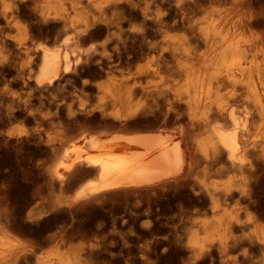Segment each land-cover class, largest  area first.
I'll return each instance as SVG.
<instances>
[{"label":"bare ground","instance_id":"bare-ground-1","mask_svg":"<svg viewBox=\"0 0 264 264\" xmlns=\"http://www.w3.org/2000/svg\"><path fill=\"white\" fill-rule=\"evenodd\" d=\"M255 1L261 0H0L2 125L21 116L26 121L41 118L51 123L56 116L60 120L56 124L67 121L66 130L71 125L75 127L73 123L80 117L99 118L109 125L99 132L93 131L94 128L83 131L81 126L85 124L80 126V122L78 126L83 132L78 134L81 129L76 127L79 130L74 133L79 137L73 133L75 141L68 136L72 132L67 133L72 140L67 145L65 123L63 129L62 124H57L61 129L58 131L60 141L50 139L45 144L49 162L46 164L44 159L46 152L45 156H39L45 160V164L39 165V176L46 179V186H42L49 190L45 199L50 204L43 200L40 204L38 198L30 208L23 205L18 214L13 213L16 208H9L11 212L4 210L7 203L6 207L3 204V211L0 207V264H253L254 249L263 252H259L262 255L259 260L257 253L254 263L258 260L257 264H264V27L260 29L264 26V10L261 8L263 12L257 13L252 7ZM206 2L215 6L205 10ZM197 9L203 12L202 17L199 15L195 20L193 12ZM177 28L183 32L176 33ZM45 34L51 37L43 38ZM104 34L107 39L88 42ZM70 88V92L74 91L72 100L77 101L65 106L68 99L58 98V92L70 93ZM73 102H77L76 107ZM46 106H53L56 111L41 114L42 109L47 110ZM43 122L41 124L46 125ZM90 123L93 127L92 121ZM22 130L8 127L3 137L0 135L5 141H0H4L3 145L6 142L19 147L29 143L27 131L24 135ZM52 131L49 136H53ZM37 132L33 137L40 135ZM21 158L23 160V155L16 158L18 163ZM27 173L29 175V171ZM78 174L89 178L83 176L85 181L77 184V190L74 192L76 186L74 190L71 186L74 193L65 195L69 180H79ZM182 187L192 193L186 205L178 204L175 211L167 214L162 210L163 213H156L157 217L148 216L146 223L137 226L135 237L149 236L147 245L143 241L149 248L131 260L125 258L124 262L115 252V255L107 253L112 250L107 248L109 239L111 242L118 235L126 236L124 225L125 229H121L125 234L119 233L120 228L117 233L113 229L104 240L99 238V228L100 231L94 228L99 236L91 228L92 234L103 240L93 243L94 236L91 235L92 240L86 237L92 241L91 245H86L84 233L85 242L77 241L79 235L70 233L71 228L70 232L67 228L62 231L60 225L61 231L55 232L58 228L55 227L54 233L46 231L44 235L40 229L38 232V225L34 227L46 221L44 218L52 211L55 213L54 210L59 211L64 206L92 200L98 203L103 197L106 202L105 196L122 193L127 198L128 193L136 194L138 199L139 195L145 199L146 194H155L156 199L167 194L165 190L177 189L179 193ZM156 193L161 196L156 197ZM118 200L120 202V198ZM149 200L151 207V198ZM101 204L96 207L100 208ZM137 207L134 206L136 210ZM67 210L65 208V212ZM96 216L99 217L98 213ZM53 219L56 218L53 216ZM48 225L44 227L49 229ZM31 229L36 232L33 238L27 237ZM127 248L124 249L127 251ZM168 250L178 251L180 261L175 260L176 253ZM127 253L121 255L127 256ZM129 256L133 257L132 252Z\"/></svg>","mask_w":264,"mask_h":264},{"label":"rangeland","instance_id":"rangeland-1","mask_svg":"<svg viewBox=\"0 0 264 264\" xmlns=\"http://www.w3.org/2000/svg\"><path fill=\"white\" fill-rule=\"evenodd\" d=\"M255 2L257 3V4H255ZM253 4H252V7H253V9L254 10H256V12L257 13H260V12H263V10H264V8H263V6H264V0H261V1H255ZM262 2V3H261ZM209 2H206V4L205 5H208V6H204V8L205 7H207V8H205V10H207V9H210V8H212V7H214L215 5H211V3L210 4H208ZM261 6H260V5ZM263 4V5H262ZM230 6L229 4H224L223 6ZM222 6V5H221ZM256 6V7H255ZM259 6V7H258ZM259 8V10H258V8ZM261 8L263 9V10H261ZM199 10V11H198ZM261 10V11H260ZM196 11V12H195ZM194 12H193V14H194V19L196 20V19H199L200 17H202V12H203V10L201 11L200 9H197V10H195ZM201 12V13H200ZM195 13L197 14V16L195 15ZM200 13V14H199ZM199 15H201L200 17H199ZM140 22L138 21L137 22V24H139ZM257 26L259 27V25H256V28H257ZM261 27V28H260ZM259 28L262 30L263 29V27L264 26H260ZM183 29H181V28H177V32L176 33H181V32H183L182 31ZM257 31H260L259 29H256ZM43 38H46V37H51V35H48V34H45V35H43L42 36ZM97 37L98 36H96V39H94L95 37H92V39H89V41L88 42H92V40H94L93 41V43H96V41L98 42V41H103V40H105V39H107L108 38V36H107V34H104V35H100V37H98V39H100V40H97ZM106 37V38H105ZM159 37V36H158ZM105 38V39H104ZM96 40V41H95ZM71 89V88H70ZM68 90V92H70V91H72V89L71 90ZM67 92V90L64 92V91H59L58 92V98H63L64 99V97H65V100L67 101V99H68V101L64 104L65 106H67V103H70L71 101H77V99L75 98L74 100H72L73 99V94H74V91L73 92H70V93H66ZM60 93V94H59ZM62 93V94H61ZM63 93H64V95H63ZM71 94V95H70ZM59 95H61V96H59ZM70 95V96H69ZM68 98H67V97ZM72 96V97H71ZM69 97H70V99H69ZM73 105H74V107H76V105H77V102H73L72 103ZM45 109H47V110H44V109H42V112H40L41 114H45V113H50V114H53L55 111H56V109H55V107H53V106H49V107H44ZM50 108H52L51 110H50ZM53 108H54V110H53ZM44 110V111H43ZM51 111V112H50ZM55 118H56V116H55ZM54 118V122H48L47 120H45L44 122H43V120L41 119V118H39V120L40 121H42L43 123H46V125H42L41 123L42 122H40L39 123V120H37V121H33V120H30L29 121V119H27V121H26V119H24V118H22V116L21 117H19V118H17L18 120H13V121H7V122H3V125H2V122L0 121V124L3 126V127H0L1 129V131H2V133H1V131H0V135H2L3 134V132H4V130L6 131L7 129H8V127H9V129H11V128H15V127H17V128H19L20 130H22V129H24V135H25V130L27 131L26 132V135H27V137H29V143H28V141L26 142V144L25 145H23V146H16L14 143H13V146L12 145H10V143H6L5 142V144L4 145H6L5 147H2V145H3V142L5 141V139L4 138H2L1 139V137H3V135L0 137V140L2 141L3 139H4V141L3 142H1L0 141V143H2V145H0V202L2 203H0V205H2V206H0L1 207V210L2 209H4L5 207H6V205H7V208H5L4 210H7V211H9L11 208L13 209V208H16V209H18V210H16V209H14L13 210V213H19L21 210H22V208H24L25 206L27 207V208H30V207H32L33 206V204H34V202H38L37 200H39V203L41 204L42 202V200H43V202L45 201V203H47V202H49L48 204H50V201H48V199H45V195L49 192V190L47 191V189H46V187H43L44 186V184L46 183V179H44V177H42L41 178V176H39L41 173H40V171H39V165H42V163L45 161V160H47V161H45L46 162V164L49 162V158H50V154H49V152H48V150H47V147H46V143H48V140H52V141H54V142H59L60 141V137H58L59 136V133H58V131H61V129H58V128H60V127H58L57 126V124L59 125L60 123H57L56 124V121L58 122H60V120H58V118H56L55 119ZM22 119V120H21ZM80 119L82 120L83 118L82 117H80L78 120L79 121H75L73 124H76V126L74 127V125H71V127H70V129H67L66 130V123H67V121H64V122H62L61 124L63 125V123H65L64 125H65V128H64V125L63 126H61V128L64 130V134L66 135V144L68 145V143L70 144L71 142H72V140L73 141H75L76 140V138L75 137H79V135L78 136H76L77 134H75L74 132L75 131H78L79 130V128L81 129V130H79L78 132H80V133H78V132H76V133H78V134H81L83 131H86L88 128H90V129H93V131L95 130L96 132H99V131H102V129L103 130H106L107 129V127H109V125L108 126H106V123L102 120V119H99V118H97L96 120L94 119V120H85V119H83L82 121H80ZM21 120V121H20ZM24 123H23V122ZM32 121H33V123H32ZM83 121H87V123H82ZM92 121V124H94L93 125V127H91L90 126V122ZM95 121V122H94ZM98 121V122H97ZM9 122V123H8ZM11 122V123H10ZM77 122V123H76ZM81 122V124H80V126L81 125H84L85 124V126H88V123H89V126L88 127H83V126H81L82 128H83V131H82V128L81 127H79L78 126V124ZM97 122V123H96ZM102 122V123H101ZM39 123V124H38ZM48 123V124H47ZM49 123H51V124H49ZM100 123V124H99ZM105 123V124H104ZM4 124H6V126L4 125ZM41 124V125H40ZM54 124V125H53ZM60 124V125H61ZM97 124H98V128L96 127L97 126ZM101 124H104V125H101ZM38 125V126H37ZM53 125V126H52ZM56 125V126H55ZM50 126H52L53 127V129H52V127H50ZM100 126V127H99ZM21 127H22V129H21ZM45 127L47 128V130L45 129ZM75 128V129H73V130H71L72 128ZM76 127H79L78 129L76 128ZM96 127V128H95ZM35 128H37V129H35ZM41 128V129H40ZM67 128H69V127H67ZM87 128V129H86ZM101 128V130H98V129H100ZM104 128H106V129H104ZM40 129V130H39ZM47 132H45L44 130ZM48 129H50V130H48ZM55 130L54 132L52 131V130ZM56 129H57V131H56ZM90 129H88V130H90ZM32 130H34L33 131V133H31L30 134V132H32ZM36 130H38V132H37V134H40V132L39 131H41V130H43V131H41V134L40 135H36V136H34L33 137V135L34 134H36ZM23 131V130H22ZM28 131H30V132H28ZM50 131H52L51 132V134H53V136L51 135V136H49L50 135ZM65 131H66V133H65ZM82 131V132H81ZM91 131V130H90ZM72 132V134H70V135H72V136H70V135H68L67 133H71ZM44 133V134H43ZM57 133V134H56ZM75 135H74V134ZM29 135V136H28ZM30 135H32V137L30 138ZM67 135L72 139H70L69 137H67ZM73 135L75 136L74 138H72L73 137ZM40 136V137H39ZM43 139H42V138ZM49 137V138H48ZM52 137V138H51ZM60 138V139H59ZM31 139H32V141H31ZM37 139H39V140H37ZM53 139H55V140H53ZM78 139V138H77ZM38 142H37V141ZM47 140V141H46ZM68 140V141H67ZM71 142H70V141ZM33 141H35V142H33ZM51 141V142H52ZM63 141H65L64 140V138H63ZM31 142V143H30ZM32 142H33V144H32ZM41 142V143H40ZM28 143V144H27ZM40 143V144H39ZM45 146H44V145ZM3 145V146H4ZM34 145V146H33ZM39 147H38V146ZM42 145V146H41ZM9 146H10V148H13V149H10L9 148ZM14 146H16L15 148H14ZM40 146H41V148H43V150H41V152L42 151H44V152H40ZM19 147V148H18ZM23 147V148H22ZM26 147V148H25ZM31 147H33V148H31ZM8 148V149H7ZM16 148H17V150H16ZM21 148V149H20ZM6 149L8 150V151H6ZM20 149V150H19ZM62 149V148H61ZM63 149H64V147H63ZM62 149V150H63ZM10 150V151H9ZM11 150H12V152H11ZM19 150V152L17 153V151ZM38 150V151H37ZM8 154H6V153ZM20 152L22 153V154H20ZM40 152V153H39ZM45 152H46V154H48L46 157L48 158V156H49V158L47 159V158H45L44 157V159L43 158H40V157H43V156H45L46 154H45ZM48 152V153H47ZM17 153V154H16ZM29 154V155H28ZM34 154V155H33ZM45 154V155H44ZM11 155V156H10ZM14 155V156H13ZM20 155V156H19ZM22 155H23V160H22V158H21V160H20V163H18L19 162V159H20V157H22ZM27 155V156H26ZM31 155V156H30ZM37 155V156H36ZM41 155H43V156H41ZM25 156V157H24ZM37 157V160H36V157ZM40 156V157H39ZM7 157V158H6ZM10 157V158H9ZM18 158L19 157V159H17L16 160V158ZM28 159H27V158ZM40 158V159H39ZM8 159V160H7ZM25 159V160H24ZM37 161H35V160ZM41 159H43V161L41 160ZM29 160V161H28ZM11 163H9V162ZM17 161V162H16ZM25 163H24V162ZM28 161V162H27ZM30 162V163H29ZM33 162V163H32ZM40 162V163H39ZM45 162H44V164H45ZM6 163V164H5ZM7 163H9V164H7ZM30 164V166H29V164ZM3 164V165H2ZM13 164V165H12ZM19 164V165H18ZM25 165V166H23V165ZM27 164V165H26ZM12 165V166H11ZM32 165V166H31ZM35 165V166H34ZM21 166V167H20ZM23 166V167H22ZM3 167V168H2ZM25 167V168H24ZM31 167V168H30ZM37 167V170L35 169ZM27 168V169H26ZM29 169H31V171L29 170ZM32 169H34V170H32ZM29 171V175L31 176V178H30V176L28 175V173H27V171ZM36 171H39V172H36ZM31 172V173H30ZM36 172V173H35ZM35 176H34V175ZM80 174H78V177H79V180H78V178H75V177H72V178H75V179H70L69 180V182H70V184H69V182H68V188L70 189V192L68 191V188H66L65 190H67L66 192H67V194H65L66 192H64V194L65 195H68V196H70V193H74L77 189V186H79V185H77L79 182L80 183H82L83 182V180L85 181V179L84 178H89V176H87L86 174L85 175H80L81 176V178H80V176H79ZM35 178H34V177ZM39 176V177H38ZM83 176H84V178H83ZM86 176V177H85ZM34 179H33V178ZM37 177V178H36ZM86 178V179H87ZM77 179V180H76ZM74 180H76V181H74ZM81 180V181H80ZM72 181V182H71ZM74 181V182H73ZM78 181V182H77ZM38 182V183H37ZM40 182H42L41 183V186H42V184H43V186L41 187L40 185H39V187L37 188V186H38V184L40 183ZM77 182V183H76ZM79 183V184H80ZM45 186H46V184H45ZM71 186H72V188H73V190H74V186H76L75 187V190H74V192H73V190H72V188H71ZM39 188H42V189H40L42 192L44 191L45 192V189H46V191L47 192H45L44 194L42 193V195L41 194H39L41 191L39 190ZM45 188V189H44ZM188 188H189V186H188ZM188 188H186V187H182L180 190H179V193H178V191H177V189H170V190H165V191H167V194H166V192L165 191H163V192H165V193H163V192H159V193H163L162 194V196H161V194L159 195L158 193H156V197L157 196H161V197H157L156 199L154 198V196H155V194H151V195H149V194H146V198L144 199L143 197V195H139V199L137 198V196H136V194H133V195H129V194H131V193H128V198H131V196H132V198L129 200L126 196H124L123 194L124 193H122L121 195H123L122 197H121V195H117V194H112V196H110V195H108V196H105L106 198H105V201L106 202H104L103 200V198H101L99 201H101V203H102V201L104 202V204L102 205L99 201H98V203H97V201L96 200H92V202L91 201H86V202H81L79 205L78 204H75V205H73L74 206V208H73V206H64L65 208H67L68 210L65 212V208L63 209H59V211L58 210H54L55 211V213L56 214H58V215H56L53 211L50 213V215L52 214V216H51V218H50V215H48L47 216V218L45 217L44 219H46V221H44L43 220V223L41 224V223H39V224H35L34 225V227H36L37 225V227H38V232H39V229H40V232L42 233V234H44L45 235V233L47 234V232L49 233V234H51V232L52 233H54V229H55V227H58V228H56L55 229V232H57L58 230H59V226H60V228H61V230L62 231H66V228H67V232H70L69 230H70V228H71V232L70 233H74V234H76V235H79V237H77V241H80V240H82L83 239V233H84V238L87 240L86 242L84 241L85 239H83V241L86 243V245L88 244H90L91 245V243H92V241H94L93 243H96V242H98L97 240H99L98 239V236H99V234H100V236H99V238H102L103 240L105 239V237L106 236H108L107 234H111V232H113V229H114V231H116V230H118L117 228H120V230H118L119 231V233L120 232H122V231H124V230H122V229H125L126 228V230L124 231L125 233H126V236H124L123 235V237H121L122 235H118L117 236V238L116 239H114L113 241H112V239H111V242H109L110 241V239L108 240V243L110 244H108V250H111V251H109V252H107L108 250H107V248H106V250L104 251V249L105 248H102L103 249V251L104 252H107L109 255H111L110 254V252L111 253H113V252H115L116 253V256L117 257H122L121 259H122V261L124 262L126 259H132V258H135V257H138L139 255H140V253H142V252H145L146 251V249H148L149 247H145V245H147V243H148V241H149V236H147V237H139V236H137V237H135L136 236V234H135V231L137 230V226L139 227V226H142L144 223H146L148 220H149V218L150 219H152V218H155V217H157V216H155L156 215V213L158 214H160V213H163L164 211H165V213L167 212V213H169L168 211H175V209L177 208V206H178V204H184L185 203V205H186V203H187V200H189L190 198H191V196H192V193H191V191L189 192L188 190H190V188L188 189ZM37 189V190H36ZM44 189V190H43ZM186 189H188L187 190V192H185L186 191ZM39 190V191H38ZM177 191V193L179 194V196H177L178 194L176 193V191H175V193H173L172 191ZM36 191H38V192H36ZM72 191V192H71ZM183 191V192H182ZM69 192V193H68ZM170 192V193H169ZM173 194H172V193ZM181 193L185 196V199L184 198H182L183 197V195H181ZM186 193H188V194H186ZM36 195V196H33V195ZM119 194V193H118ZM126 194V193H125ZM169 194L172 196V198H169V197H171V196H169ZM174 194H175V199L173 198L174 197ZM190 194H191V196H190ZM127 195V194H126ZM145 195V194H144ZM153 195V196H152ZM163 195H164V197H163ZM190 197H189V196ZM41 196H42V198H44V199H42L41 198ZM110 196V197H109ZM113 196H115V198L114 199H111V198H113ZM117 196H118V198H117ZM130 196V197H129ZM142 196V198H140ZM147 196H148V200H146L147 199ZM33 197V198H32ZM165 198V200L163 199V198ZM177 197V198H176ZM187 197V198H186ZM189 197V198H188ZM32 198V199H31ZM35 198V199H34ZM39 198V199H38ZM110 200H109V199ZM120 198V202H119V199ZM121 198H123L122 200H121ZM127 198V200H129V202H126L124 199H126ZM151 198V203H152V205H151V207H150V199ZM162 198V199H161ZM178 198H180V199H182V200H179ZM135 199V200H134ZM139 200V202H137L138 200ZM140 199H142L141 200V202H140ZM145 201H144V200ZM159 199V200H158ZM169 199V200H168ZM177 199V200H176ZM187 199V200H186ZM32 200V201H31ZM111 200H112V202H111ZM116 200V201H115ZM118 200V201H117ZM132 200V201H131ZM134 200V201H133ZM137 200V201H136ZM168 200V201H167ZM185 202H184V201ZM4 203H3V202ZM28 201V202H27ZM109 201H110V203H109ZM131 201V202H130ZM135 201H136V204H133L132 205V202H134L135 203ZM153 201V202H152ZM159 201V202H158ZM161 201H163V202H161ZM166 201V202H165ZM176 201V202H175ZM178 201V202H177ZM183 201V202H182ZM29 202H31V203H29ZM114 202V203H113ZM119 202V203H118ZM143 202H146V203H144V205L142 204ZM155 202H157V203H155ZM165 202V203H164ZM174 204H173V203ZM180 202V203H179ZM7 203V204H6ZM83 203V204H82ZM91 203H92V205H93V207H92V205H91ZM101 204V207L99 208V207H96V205L97 206H100V204ZM106 203H109V204H106ZM118 203V204H117ZM125 203H127L126 205L127 206H129L128 208H127V206L125 205ZM128 203H130V204H128ZM138 203V204H137ZM148 203V204H147ZM155 203V204H154ZM159 203V204H158ZM161 203V204H160ZM162 203H163V206H168L169 204L171 205V206H168V207H163L162 206ZM169 203V204H168ZM172 203V204H171ZM3 204H4V208H3ZM19 204V205H18ZM26 204V205H25ZM87 204L89 205V208H90V212H88L89 211V208H88V206H87ZM113 204V205H112ZM117 204V205H116ZM125 206V207H123V208H125V210L122 208V206ZM139 204H142V205H139ZM145 204L147 205L146 207H145ZM156 204L158 205V206H156ZM15 205H18V206H15ZM22 207H21V206ZM23 205H25V206H23ZM77 205V207L78 208H75V206ZM106 205H108V206H106ZM110 205V206H109ZM111 205H112V207H114L115 209H117V208H119L121 211H124V212H121V211H119V210H115L114 208H112L111 207ZM120 207H119V206ZM175 205V206H174ZM177 205V206H176ZM12 206V207H11ZM13 206H15V207H13ZM20 206V207H19ZM82 206H86L85 208L84 207H82ZM106 206V208H104ZM134 206L135 207H140L141 209H139L138 207H137V210H136V208H134ZM152 206H155V208L154 207H152ZM18 207V208H17ZM79 207H82L81 208V210H82V212H80L81 210H80V208ZM104 209H103V208ZM117 207V208H116ZM130 207H132L131 209H130V211H129V208ZM145 207V208H144ZM164 209H163V208ZM176 207V208H175ZM10 208V209H9ZM21 208V209H20ZM91 208H93V209H91ZM154 212L155 210H156V212H154V213H152V211L150 210V209ZM157 208H158V210H157ZM159 208H161V209H159ZM173 208V209H172ZM20 209V210H19ZM70 209H72V210H70ZM78 209V210H77ZM85 209L87 210V211H85ZM100 209H102V211L100 210ZM110 210V213H109V211L108 210ZM111 209H113L114 211H116V212H118V213H116V212H112L113 210H111ZM145 209V210H144ZM62 210H64V212L67 214V216H66V214H63V211L61 212ZM80 210V211H79ZM94 210L98 213V216L99 217H97L96 215H97V213H95L94 212ZM107 210V211H106ZM134 210V211H133ZM140 210H141V212H140ZM148 210H150V212H148ZM162 210H164V211H162ZM3 211V210H2ZM12 210H10L9 212H11ZM19 211V212H18ZM74 211V212H73ZM104 211H106L107 213L106 214H104L105 212ZM132 211V212H131ZM136 211H137V213H136ZM144 211V212H143ZM146 211V212H145ZM61 213V215H60V213ZM73 214H72V213ZM79 212V213H78ZM87 212V213H86ZM112 212V213H111ZM130 212V213H129ZM148 212V213H147ZM74 213H75V215L78 213V216L76 215H74ZM80 213H81V215H80ZM88 213L89 214H91V215H88ZM93 213V214H92ZM116 213V214H115ZM120 213H122V214H120ZM125 213H127V214H125ZM134 213V214H133ZM140 217H137L136 216V214ZM144 213H146V214H144ZM166 213V214H167ZM57 216H55V215ZM70 214H72V215H70ZM84 214H86V215H88L89 217L90 216H93V217H90V219H89V217H86V215L85 216H83ZM103 214V215H102ZM111 214H113V215H111ZM122 215V216H120V215ZM124 214V215H123ZM133 214V215H132ZM150 214H151V216H150ZM70 215V216H69ZM128 215V216H127ZM130 215H132V216H130ZM53 216H54V218H56L55 220L57 221H55L54 219H53ZM61 218H60V217ZM73 216V217H72ZM80 216V217H79ZM82 216V217H81ZM100 216H102V217H100ZM115 216H117V217H115ZM118 216H120V217H118ZM130 216V217H129ZM136 218H135V217ZM143 216V217H142ZM148 216H149V218H148ZM154 216V217H153ZM64 217V218H63ZM68 217H69V219H68ZM77 217V218H76ZM110 219H109V218ZM111 217H113V218H111ZM123 217V218H122ZM125 217V218H124ZM133 222L134 220V222L136 223V225H135V223L133 222V223H131V224H129L130 223V220L128 219V218ZM132 217V218H131ZM146 217V219H144ZM63 218V219H62ZM71 218V219H70ZM75 218L76 219H78L77 221L75 220ZM79 218H81V219H79ZM86 218V219H85ZM88 218V219H87ZM94 218H96V219H94ZM99 218V219H98ZM100 218H101V220H100ZM106 218H108V219H106ZM115 218V219H114ZM135 218V219H134ZM52 219V220H51ZM57 219H59V220H57ZM61 219V220H60ZM68 219V220H70V221H66V220ZM74 219V220H73ZM84 219H85V221H84ZM98 219V220H97ZM114 219V220H113ZM118 219V220H117ZM122 219V220H121ZM129 221H128V220ZM133 219V220H132ZM142 219H143V222H142ZM65 220V221H64ZM90 220H93V222H90ZM94 220H95V222H94ZM100 221V222H97V221ZM108 221V223H107V221ZM111 220H113L114 221V223H113V221H111ZM124 220H126L125 222L127 223V226H129V225H132V224H134V226L132 227H127L126 226V223L125 222H123ZM137 220H139V221H137ZM48 221H50V224L48 225ZM53 221H55V222H53ZM65 223H64V222ZM72 221V222H71ZM81 221V223H79ZM82 221H84V223H82ZM104 221V222H103ZM139 222V223H137V222ZM40 222H42V221H40ZM62 222H63V224H65V225H62ZM74 222H76V223H74ZM109 222H112L111 224H109ZM117 222V223H116ZM129 222V223H128ZM58 223V224H57ZM68 223H70V224H68ZM74 225H73V224ZM79 223V224H78ZM89 224V225H87V224ZM91 223V224H90ZM93 223H95V224H93ZM103 224V225H101V224ZM76 224H78V225H76ZM85 224H86V227H85ZM98 224H100V227H98L99 225ZM106 224V225H105ZM108 224H109V226H108ZM138 224V225H137ZM140 224V225H139ZM44 225H48L49 226V229L48 228H46V227H44ZM53 225V226H52ZM55 225V226H54ZM69 225H71V226H69ZM84 227H83V226ZM94 225V227H92ZM116 225H118L119 227H117ZM122 225H124L125 226V228H124V226H122ZM43 226V227H42ZM63 226H64V228H63ZM66 226V227H65ZM68 226V227H67ZM75 226V227H74ZM76 226H78V227H76ZM80 226V227H79ZM90 226V227H89ZM103 227V229H102V227ZM110 226H112V227H110ZM115 226V227H114ZM74 227V231H73V228ZM82 227V228H81ZM89 227V229H87ZM97 229H96V228ZM123 227V228H122ZM16 228H17V226H16ZM45 228V229H44ZM51 228V229H50ZM77 228H78V230H77ZM94 230V228H95V230L96 231H100V232H96L95 230V234H97V235H95V234H92V233H94V231L92 230V229ZM98 228L100 229V230H98ZM122 228V229H121ZM64 229V230H63ZM80 229V230H79ZM85 230V232L83 231L82 232V230ZM128 229H130V230H128ZM33 230V231H32ZM57 230V231H56ZM61 230H59V231H61ZM103 230H105V231H103ZM109 232H108V231ZM111 230V231H110ZM134 230V231H133ZM25 231V230H24ZM23 231V233L21 232V231H19V232H21L23 235H27V237H30V236H35L36 234V232H34L35 230L34 229H31V232L30 231H27V232H24ZM45 231V232H44ZM47 231V232H46ZM89 231V232H88ZM92 231V232H91ZM118 231H116V232H114V233H117ZM133 232V235H132V232ZM33 232V233H32ZM39 232V233H40ZM79 233V234H77V233ZM87 232V233H86ZM108 232V233H107ZM124 232H122V234H125ZM127 232H129V233H127ZM27 233V234H26ZM81 233V234H80ZM104 235H103V234ZM35 234V235H34ZM86 234H88V235H86ZM101 234L103 235L102 237H101ZM43 235V236H44ZM82 237H81V236ZM94 236V237H92V236ZM106 235V236H105ZM127 235H130V236H127ZM33 236L31 237V238H33ZM90 236V238H91V240H92V238H94V240H90V238H86V237H89ZM97 237V238H96ZM118 237H121V238H118ZM125 237V238H124ZM126 239V240H124V239ZM128 238H130V239H128ZM133 238H135V239H133ZM137 238V239H136ZM141 240L142 239V241H140L139 239ZM145 238V239H144ZM144 239V240H143ZM147 239H148V241H147ZM103 240H99V241H103ZM115 240H119L118 241V243H117V241L116 242H114ZM124 241V242H122V241ZM136 240H139L138 242H135ZM89 241V242H88ZM130 241H134L135 243H134V245H133V243L132 242H129ZM143 241H145V245H144V242ZM88 242V243H87ZM91 242V243H90ZM121 242V243H120ZM142 242H143V244H142ZM112 243H115V244H117V245H115V246H118V248H116L115 246H113L112 245ZM124 243H126V246L125 245H123ZM136 243H137V245H136ZM138 243H141L142 244V246L139 244L138 245ZM128 244V245H127ZM121 245V246H120ZM124 247H123V246ZM131 245H133V246H131ZM138 248H137V247ZM141 246V247H140ZM109 247H112V248H109ZM120 247H121V249L123 250H119L120 249ZM127 247H129V248H127ZM133 249H132V248ZM138 249V251H137V249ZM140 247V248H139ZM143 247V248H142ZM144 247H145V249H144ZM118 249L119 251H117L116 249ZM124 248H127V251L124 249ZM129 249H130V251H129ZM135 249V250H134ZM144 249V250H143ZM113 250H115V251H113ZM125 250V251H124ZM133 250V251H132ZM150 250V249H149ZM148 250V251H149ZM162 250V248H159V251H161ZM258 249H254V251L255 252H253V250H252V252L253 253H256V254H254V258H253V264H257V261L260 259V257L262 256L261 254H263V252L262 251H257ZM122 251V252H121ZM135 251H137V253H136V255L137 256H135ZM174 252V253H176V254H174L173 256H174V258H175V260L177 261H180L179 260V258H180V256H178V254L180 255V253L178 252V251H176V250H168L167 252ZM117 252H119V253H117ZM127 253L128 255L126 256L125 254L124 255H121V253L123 254V253ZM131 252H132V255H133V257H131V256H129V255H131ZM133 252H134V254H133ZM147 252V251H146ZM257 253H259L260 255H259V257H257L258 256V254ZM172 254V253H171ZM113 255H115L114 253H113ZM119 255V256H118ZM130 258H129V257ZM177 257H179L178 259H177ZM258 258V260L256 261V263H254V259L256 260L257 258ZM126 258V259H125ZM124 259V260H123ZM181 259V258H180ZM213 264H219L218 262H214Z\"/></svg>","mask_w":264,"mask_h":264}]
</instances>
